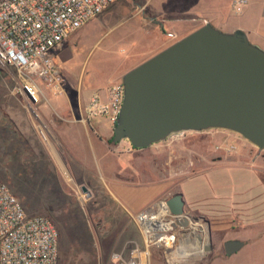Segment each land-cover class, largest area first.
I'll return each instance as SVG.
<instances>
[{
  "label": "rangeland",
  "instance_id": "1",
  "mask_svg": "<svg viewBox=\"0 0 264 264\" xmlns=\"http://www.w3.org/2000/svg\"><path fill=\"white\" fill-rule=\"evenodd\" d=\"M145 2L146 0H120L113 4L107 13L91 20L73 33L64 41L61 49L54 50L55 61L60 66L61 76L74 79L78 82V88L73 86L64 88L63 77L58 89L46 86L51 94L47 100L42 99L38 105V111H41V107H45L42 112L46 115V110H51V107H87L93 93H101L110 85L121 84V78L126 72L159 52L161 42L167 39V34L173 30L167 23L161 27L154 23L147 10L138 12ZM230 18L233 23L243 20L242 16L234 13ZM139 23L142 25L139 32H134V26ZM152 29L156 31L153 32ZM175 41L177 39L172 42ZM18 86L17 73L8 71L0 65V181L7 183L29 213L46 215L53 222L63 244L60 247L59 264H83L82 253L75 251L71 253L68 248L66 249L68 245L66 231L72 223H76L78 218H86L85 215L89 213L93 214L92 217L97 221L104 218L109 212L108 202L103 193L96 194L94 201H87L82 191L61 190L62 187L58 184V173H63L64 170L53 156L55 155L53 152L56 150L59 153L58 149L62 147L56 143L55 139L53 140L56 131L53 118L44 116L42 112H38L37 116L30 113L26 107L25 98L15 92ZM40 87L44 89L42 83ZM96 120L104 122L108 127L110 147H117L122 143V141L119 143L111 141L115 122L104 116ZM45 137L50 142H47ZM124 142L127 147H132L128 141ZM48 143H51V149ZM227 145L235 146L236 150L231 152L217 150L218 147ZM179 147L182 151L185 150L187 156L184 155L181 158L177 156ZM191 147L198 152V155L203 154L208 158L214 151L248 154L250 157L245 162L258 171L256 177L264 184V152L237 133L217 129L202 133L188 132L182 140L175 143L167 140L140 150L139 160L133 161L134 166L145 171V176L139 178L140 182L160 181L162 177L148 176L146 171L152 167L163 171L168 160V153L171 151L173 153L170 169L172 168L173 172L176 171L175 169L178 170L179 164L195 159L197 156L188 154L187 149ZM64 163L66 164L65 160ZM124 166L130 167V164H124ZM226 173L218 174V177H222L220 181L225 177L228 179L230 175L233 180H239L238 176L232 174L227 176ZM41 179L47 181L44 192L38 189ZM68 183L67 188L70 189ZM203 185L206 189L204 195L207 196L211 187L206 180L203 181ZM163 188L160 185L146 188L145 194L138 199L135 206H142L158 195ZM199 215L204 216L209 222L206 226H210L212 230L214 249L204 255L193 256L191 260L181 264H264V213L259 215L261 217L259 222L247 225H243L239 217L223 216L215 220L216 218L210 214L198 213L196 216ZM245 239L250 240L247 245L235 254L227 256L224 251V242L246 241ZM86 255L87 261H95L96 255L92 254L91 249L87 250Z\"/></svg>",
  "mask_w": 264,
  "mask_h": 264
},
{
  "label": "crops",
  "instance_id": "2",
  "mask_svg": "<svg viewBox=\"0 0 264 264\" xmlns=\"http://www.w3.org/2000/svg\"><path fill=\"white\" fill-rule=\"evenodd\" d=\"M232 1L146 0L138 12L147 10V13L152 16L151 20L158 26H164L166 23L171 26L173 31L167 34V39H163L158 51L171 45L173 40H179L198 29L205 21H210L217 28L227 32L241 29L248 34L252 43L264 49V0H248L247 7L240 14L233 11ZM233 13L242 16L243 20L233 23L230 18ZM140 26H142L140 23L135 25L134 32H139ZM143 28L146 29L144 26ZM152 31L156 30L152 29ZM62 44L56 48L57 51L62 48ZM0 65L8 71H15L18 83H21L19 72L16 69L1 63ZM62 77L64 88L68 89L72 86L78 88V82L74 79H66L63 75ZM40 83L42 82H39V85ZM42 84L44 89L40 87L41 96L42 99L47 100L51 92L44 83ZM113 86L110 85L101 91L100 94L104 100L108 99V90ZM42 109L45 107H41V111L38 112H42ZM46 111V115L42 112L43 115L53 118L55 124L56 131L53 140L55 139L56 143L62 147L58 149L59 153L56 150L53 152L55 154L53 156L64 170V174L58 173V184L61 185V190L82 191L87 201H94L96 194L103 193L108 202L107 207L110 213L108 212L104 218L97 221L92 217L93 214L89 213L85 215L86 218H78L76 223H72L66 231V242L68 243L66 249L68 248L71 253L73 251L82 253L84 255L82 256L83 264H120L112 259L113 253H124L127 256L129 249L135 245L144 248L142 236L132 220L133 215L155 206L159 201L169 200L177 194L183 195L185 214L189 217V220L184 222V227L198 232L196 239L200 247L204 245L200 224L203 222L208 225V223L204 216H196L198 213L210 214L216 218L215 220L223 216L239 217L243 225L256 223L261 218L259 215L264 213V184L256 177L258 171L245 162L250 157L246 153L227 154L214 151L209 159L203 154L198 155V152L191 147L187 149L188 154L197 157L192 161L179 164L178 170L175 169L176 171L173 172L172 168L170 169L173 153L171 151L168 153V160L163 171L155 167L146 171L148 176L159 175L162 179L152 183H141L139 178L145 176V171L134 166L133 161L139 160L140 150L144 149L127 147L124 141L117 147H110L108 127L104 122L96 120L99 117L89 119L87 107L58 106ZM184 151L179 147L177 156L181 158L186 155ZM124 164H130V167H125ZM222 172L223 174L227 172V176L236 175L239 180H233L230 175L228 179L225 177L220 181L222 177H218V174ZM205 180L211 187L210 191L207 189V196L204 195L206 189L203 188ZM46 182L45 179L40 180L39 191L46 190ZM67 182H69L70 189L67 188ZM156 185L163 186V190L142 206H135L138 199L145 194L146 188ZM82 187H86L87 190L83 191ZM11 191L13 192L12 189ZM24 208L26 210L25 206ZM26 212L30 216L47 217L43 214H31L27 210ZM207 228L209 232V227ZM245 240L242 241L244 246L250 241ZM211 245H213L212 242ZM58 246L60 252L63 244L59 233ZM90 249L92 254L96 255L94 262L86 260V252ZM209 251L212 250L207 249V252ZM149 253L150 264H166L162 251L152 249Z\"/></svg>",
  "mask_w": 264,
  "mask_h": 264
},
{
  "label": "water",
  "instance_id": "3",
  "mask_svg": "<svg viewBox=\"0 0 264 264\" xmlns=\"http://www.w3.org/2000/svg\"><path fill=\"white\" fill-rule=\"evenodd\" d=\"M121 84L114 143L126 140L146 149L173 134L217 129L237 133L264 151V49L241 29L224 32L205 21L126 72ZM167 205L172 214H185L182 194ZM211 235L209 228L208 250ZM243 247L239 240L224 244L228 256Z\"/></svg>",
  "mask_w": 264,
  "mask_h": 264
},
{
  "label": "built area",
  "instance_id": "4",
  "mask_svg": "<svg viewBox=\"0 0 264 264\" xmlns=\"http://www.w3.org/2000/svg\"><path fill=\"white\" fill-rule=\"evenodd\" d=\"M120 0H0V63L16 69L21 83L15 90L26 101L34 116L42 101L39 82L58 89L61 69L54 50L78 29L97 18ZM248 0H233L232 9L240 14ZM108 99L93 93L87 104L89 119L108 117L113 122L123 103L122 84L110 88ZM188 132L173 134L169 141L182 140ZM217 150L235 151L227 145ZM168 200L133 215L144 248L135 245L124 253H113L120 264H150L149 252L162 251L166 264H180L207 253L209 232L202 222L203 244L195 231L184 227L189 217L172 214ZM191 239V240H190ZM192 242V243H190ZM199 250V251H198ZM0 264H59L58 231L45 216H30L9 186L0 182Z\"/></svg>",
  "mask_w": 264,
  "mask_h": 264
},
{
  "label": "flooded vegetation",
  "instance_id": "5",
  "mask_svg": "<svg viewBox=\"0 0 264 264\" xmlns=\"http://www.w3.org/2000/svg\"><path fill=\"white\" fill-rule=\"evenodd\" d=\"M254 146V145H253ZM256 147V146H255ZM257 148V147H256ZM258 150H259V148H258ZM262 152H264V151H262ZM205 219V221L208 223V225H209V222H208V220H206V218H204ZM209 228H210V226H209ZM211 233H212V230H211ZM213 246V245H212ZM214 249V247H212V249L211 250H213ZM225 250V249H224Z\"/></svg>",
  "mask_w": 264,
  "mask_h": 264
},
{
  "label": "bare ground",
  "instance_id": "6",
  "mask_svg": "<svg viewBox=\"0 0 264 264\" xmlns=\"http://www.w3.org/2000/svg\"><path fill=\"white\" fill-rule=\"evenodd\" d=\"M40 129H41V128H40ZM45 138H46V137H45ZM46 139H47V142H50L48 138H46ZM48 144H50V146H51V148H52V145H51V143H48Z\"/></svg>",
  "mask_w": 264,
  "mask_h": 264
},
{
  "label": "trees",
  "instance_id": "7",
  "mask_svg": "<svg viewBox=\"0 0 264 264\" xmlns=\"http://www.w3.org/2000/svg\"><path fill=\"white\" fill-rule=\"evenodd\" d=\"M111 141L113 142V138L111 139ZM135 149V148H134Z\"/></svg>",
  "mask_w": 264,
  "mask_h": 264
}]
</instances>
